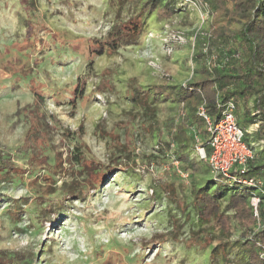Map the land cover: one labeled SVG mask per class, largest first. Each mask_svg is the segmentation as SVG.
<instances>
[{
	"label": "rangeland",
	"instance_id": "rangeland-1",
	"mask_svg": "<svg viewBox=\"0 0 264 264\" xmlns=\"http://www.w3.org/2000/svg\"><path fill=\"white\" fill-rule=\"evenodd\" d=\"M31 2L37 11L36 17L30 20L45 23L51 31L37 35L46 47L16 46L25 38L27 13L19 0H0V151L10 155L17 166L25 167L26 156L15 152L28 128L27 118L19 110L31 104V86L38 82L45 84L48 92L42 111L47 116L55 115L69 131L82 126V141L91 156L104 166L112 160L106 148L109 143L106 133L123 123L115 132L120 143L125 141V132L130 134L131 157L136 166L128 167L125 172H114L96 191L82 193L84 188L78 183L83 177L76 175L79 168L68 170L66 161L68 153L78 151L75 148L78 143L73 136L61 140L63 128L56 127L50 133L47 154L50 165L60 155L62 166L52 174L55 192L43 200L50 206L48 211L35 201V192L28 186L30 176L0 182V257H6L4 263L209 264L205 260L210 248L204 251L174 242L142 248V239L169 229L170 214L181 222L185 219L156 184L158 177L172 176L169 167L161 165L157 152L158 142L167 141V135L160 138L156 129L167 124L178 110L171 103L161 106L156 129L147 132L140 126L141 120L129 118L127 112L132 105L123 93L130 77L136 78L143 87L163 80L186 83L193 76L199 50L223 55L225 52L220 50L227 46L223 44V37L239 29L241 19L230 12L222 16L208 15L187 3L184 4V7L190 6L187 10L176 12L169 20H158L155 14L144 16L143 32L137 42L121 47L116 55L96 58L94 68L89 70L85 59L71 51L70 43L77 37L105 36L116 23L117 6L111 0ZM137 11L127 4L122 8L120 19L126 20ZM32 37L34 42L36 39ZM105 70L113 73L111 83L115 88L103 94L95 93L99 75ZM84 78V95L89 98L71 108L68 91L78 79ZM51 93L59 94L61 104L53 102ZM240 123L247 128L245 123ZM189 154L194 157L195 150L190 149ZM84 155L89 156L86 152ZM147 157L154 158L153 165L147 166ZM202 164L206 171L205 163ZM37 173L40 177L45 171L37 170ZM212 176L207 170L184 184L187 187L195 182L200 186ZM66 192L73 195L65 198ZM184 199L191 200L189 189ZM252 203H258V198H253ZM190 215L183 229L184 238L190 229L199 228L192 210ZM238 234L235 231L232 240ZM154 259L162 262L154 263Z\"/></svg>",
	"mask_w": 264,
	"mask_h": 264
},
{
	"label": "trees",
	"instance_id": "trees-1",
	"mask_svg": "<svg viewBox=\"0 0 264 264\" xmlns=\"http://www.w3.org/2000/svg\"><path fill=\"white\" fill-rule=\"evenodd\" d=\"M19 2L27 13L24 19L27 21L25 38L17 42L16 46L21 48L26 45L36 49L39 45H44L38 41L37 35L51 31L45 23L30 20L36 17L37 11L31 0H19ZM111 2L117 6L116 23L107 34L102 37H77L70 43L71 51L85 59L89 70L94 68L96 58L116 55L121 47L137 42L143 32L144 16L155 14L158 20H169L176 12L187 10L190 7H184L187 3V5H195L208 15L222 16L230 12L241 19V27L223 37V44L227 45L225 50H220L221 53L225 52L223 55L199 50L194 60L193 76L186 83L172 84L163 80L143 87L136 78L130 77L126 80L123 96L132 105V109L127 112L129 118L132 121L141 120L140 126L147 132L156 129L157 114L161 106L171 103L176 105L178 110L167 124L156 129L160 138L164 134L165 137L167 135V141L158 142L157 152L161 165L168 166V171H171L173 176L169 178L166 174L164 179L158 177L156 184L174 210L185 219L181 222L175 215L170 214L169 229L164 232H154L149 239H142V248H153L167 242L182 243L187 248L196 247L204 251L210 248L206 251L208 254L205 263L264 264L262 257L264 253V0H111ZM127 4H131L134 10L138 11L126 20H121L122 8ZM212 34L215 37L216 33ZM32 35L36 39L34 42ZM52 35L55 37L56 34L52 33ZM112 75L110 71H102L94 92L103 94L113 91L115 87L111 83ZM85 87L86 79H78L68 91L70 95L68 103L71 108H75L77 102H83L84 98H89L88 95H84ZM46 88L45 84L38 82L33 84L30 90L31 104L19 110L27 118L28 128L22 144L15 152L26 156V165L17 166L10 155L0 151V182L21 180L25 175L30 176L32 179L28 182V186L35 192V201L39 202L37 204L43 210L48 211L47 207L50 206L48 203L44 204L43 200L55 192L52 174L55 173L56 168L62 166L60 155L55 156L54 165L49 164L47 154L49 136L56 127L63 128V126L55 115L47 116L42 111L48 95ZM49 96L55 104H61L58 99L59 94L51 93ZM228 102L234 103V115L242 130L255 127L251 132L244 131L243 138L244 143L254 151L253 156L244 167L234 166L228 176L213 175L200 186L194 182L186 187L184 184L186 180H193L196 175L210 170L206 161L196 156L190 157L189 154V150L192 148L195 150L197 145L204 147L207 155L210 153L206 123L198 113L203 109L206 116L217 122ZM240 122L245 123L247 128L245 129ZM121 125L123 123L120 122L106 133L109 138L106 148L112 160L105 166L91 156L88 147L82 141L84 135L82 126L74 131L62 129L61 140L73 136L78 143L75 147L78 151L68 153L66 161L69 164L68 170L78 166L76 175L83 177L78 183L84 188L82 193L96 191L97 187L114 172H125L128 167L136 166L131 157L133 148H131L130 134L125 132V141L120 143V137L115 132L118 127L121 128ZM84 152L89 156H85ZM153 159L149 157L145 159L147 166L154 164L151 161ZM172 161L178 162L177 168L187 174L186 179L175 173L176 168L172 165ZM202 163H205L206 171H203ZM37 170L45 173L39 177ZM222 179L226 182L222 183ZM187 189L191 196L189 202L184 199ZM71 195L73 194L66 192L65 198ZM253 198H258L256 206L252 204ZM191 210L195 214L199 228L190 229L188 237L184 238L183 229L190 220ZM235 231L239 234L235 240H232ZM6 260V257H0V264H5ZM153 261L162 262L158 259ZM134 263L138 264V262Z\"/></svg>",
	"mask_w": 264,
	"mask_h": 264
},
{
	"label": "built area",
	"instance_id": "built-area-1",
	"mask_svg": "<svg viewBox=\"0 0 264 264\" xmlns=\"http://www.w3.org/2000/svg\"><path fill=\"white\" fill-rule=\"evenodd\" d=\"M234 111V103L228 102L217 122H213L206 116L203 109H200L198 113L206 123L210 153L207 155L204 147L197 145L195 147V156L200 160L206 161L211 173L215 176H228L229 171L234 166L244 167L253 156L254 151L243 141L245 130H242L238 125ZM172 165L176 168V173L179 176L183 179L187 178V174L177 168V161H172ZM256 204L253 205L256 206ZM262 257L264 259V253Z\"/></svg>",
	"mask_w": 264,
	"mask_h": 264
},
{
	"label": "crops",
	"instance_id": "crops-1",
	"mask_svg": "<svg viewBox=\"0 0 264 264\" xmlns=\"http://www.w3.org/2000/svg\"><path fill=\"white\" fill-rule=\"evenodd\" d=\"M253 129H255V127L254 126H251V127H249V128L246 129V132H251Z\"/></svg>",
	"mask_w": 264,
	"mask_h": 264
}]
</instances>
